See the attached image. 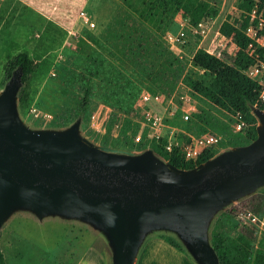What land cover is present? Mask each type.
<instances>
[{
	"label": "rangeland",
	"instance_id": "1",
	"mask_svg": "<svg viewBox=\"0 0 264 264\" xmlns=\"http://www.w3.org/2000/svg\"><path fill=\"white\" fill-rule=\"evenodd\" d=\"M33 1L45 13L64 21L28 10L12 0H0V93L8 82L2 84L7 55L26 51L38 62L31 81L28 108L20 105L18 95L19 115L27 126L32 129H66L80 119L81 135L95 145L120 149H127L123 145L132 146L134 152H138L141 145L133 141L128 131L134 119L144 118L142 112L135 108L142 91L151 92L153 88L159 92L161 102L153 101L152 109L174 112L178 123L182 122V114L188 107L185 99L187 94L191 95L188 83L180 79L173 91L166 92L155 81L154 73L163 60L159 52L161 46L178 57L174 70L182 69L183 74L209 82V74L195 66L193 55L201 48L200 44L203 47L217 45L221 40V36L217 37L218 31L229 30L224 25L227 16L238 15L241 10L238 7L241 0H209L211 13L204 21L207 36L201 43L202 36H195L183 12L168 17L159 26L140 16L138 11L142 9V0ZM81 11L87 12L96 22L95 29L88 28L86 21L80 17ZM182 31L185 32L184 37H180ZM227 48L224 56L230 60L234 51L229 49V45ZM90 72L92 104L86 114L79 115V103ZM193 98L198 101L199 107L204 106L202 110L210 118L216 122L224 120L230 125L231 116ZM33 107L42 111L41 117L34 116ZM122 118L123 122L119 125ZM177 125L182 129L180 123ZM137 126L138 122H135L132 134H135ZM179 130L166 128L160 133L180 137L182 133ZM115 134L120 137L116 138ZM256 192L264 194V186ZM243 199L230 203L214 216L209 227L210 242L213 231L218 228L235 234L238 230L236 225H247L244 219L242 225L239 218L248 212ZM226 211L235 215L223 227L222 213ZM164 235L176 238L193 264H198L178 235L169 230L150 232L141 252H145L149 241ZM0 240L7 264H75L77 257L88 251L98 252L104 264H113L112 248L103 232L93 224L76 218L60 215L40 218L31 210L17 209L3 223ZM252 245L255 250L264 245V231L259 229Z\"/></svg>",
	"mask_w": 264,
	"mask_h": 264
},
{
	"label": "water",
	"instance_id": "2",
	"mask_svg": "<svg viewBox=\"0 0 264 264\" xmlns=\"http://www.w3.org/2000/svg\"><path fill=\"white\" fill-rule=\"evenodd\" d=\"M16 69L0 93V229L17 209L60 215L99 228L113 264H136L146 236L176 233L198 264H220L209 239L214 216L264 186V110L255 107L257 137L192 168L152 149L97 146L66 129H32L21 119Z\"/></svg>",
	"mask_w": 264,
	"mask_h": 264
},
{
	"label": "trees",
	"instance_id": "3",
	"mask_svg": "<svg viewBox=\"0 0 264 264\" xmlns=\"http://www.w3.org/2000/svg\"><path fill=\"white\" fill-rule=\"evenodd\" d=\"M142 3V9L138 11L140 16L159 26L164 24L168 17L178 12H183L187 16L189 23L193 27H196L211 13L209 0H142ZM254 4L264 7V0H241L238 7L243 8L248 6L252 8ZM224 25L229 30L236 31L237 41L241 43L242 49L230 56V60H222L205 49L198 48L193 55V63L209 74V82L183 74L182 69L174 70V66L179 61L178 57L161 45L159 52L162 54L163 60L154 76L156 83L160 84L162 91H173L179 80L182 79V81L190 85L193 97L226 113L228 116L240 112L243 120L246 122L245 133H234L228 122L224 120L216 122L205 113L195 112L189 120L182 119V122H179L183 130L193 134H202L208 130H215L218 133L225 134L224 140L219 143L218 147L205 150L197 163L186 161L182 150L178 147H175L171 151L167 150L166 145L169 136L166 134H161L157 140L151 141L149 145L147 143L139 144L141 145V149L138 152L152 149L165 161L179 168H192L214 157L222 150L246 145L257 137L259 120L253 113V109L260 107L264 110V102L259 100L261 86L257 81L245 74V70L254 63V60L245 52L247 40L240 30L248 27L249 17L243 13H239L238 15L229 14ZM37 67L38 62L32 59L26 51H21L15 55H7V60L3 66L4 77L2 84L11 78L16 69L22 70L23 85L19 91V103L22 107H29L31 81L33 74L37 71ZM91 81L92 73L90 72L79 103V115L86 114L92 104ZM151 92L157 93L153 88H151ZM176 119L177 116L174 115L169 120V124L178 127L177 124L179 123ZM123 148L132 150V146L126 147V145H123ZM243 200L248 211L257 215L263 213V193L254 192L244 197ZM232 211L222 213L223 227L226 221L230 222L234 218L235 214ZM235 228L238 229L235 234H230L226 230L224 231L222 227L212 233L211 244L218 254L220 264H264V245L257 250L252 245L256 240L254 229L249 226L240 227L238 225ZM162 238L177 249L185 251L183 245L176 238L168 235H164ZM0 264H7L5 253L1 247Z\"/></svg>",
	"mask_w": 264,
	"mask_h": 264
},
{
	"label": "built area",
	"instance_id": "4",
	"mask_svg": "<svg viewBox=\"0 0 264 264\" xmlns=\"http://www.w3.org/2000/svg\"><path fill=\"white\" fill-rule=\"evenodd\" d=\"M240 9V13L246 14L249 17L248 27L240 30L245 35L247 40L245 52L254 60V63L245 70V74L257 81L261 86L259 90V100L264 102V7L254 4L252 8L245 6ZM80 17L86 21L89 29L93 30L96 28V22L91 19L87 12L81 11ZM208 17L209 16L204 18L196 27H193L189 23L192 26L191 30L194 32L195 36L198 38L202 36L201 43L204 42L207 36L205 34L204 21ZM184 35L185 32L182 31L180 37H184ZM218 36H221V40L217 45L214 46V44H212L209 47H203L200 44L199 47L222 60H227L224 56V51L228 50V45L230 47L229 49L234 51V54L242 49L241 43L237 41V33L235 30H225L222 33L218 31L217 37ZM223 40H225L224 43ZM185 99L188 102V107L182 114L183 120H189L195 112L205 113L204 110H202V107L204 106L200 105L199 107L198 101L193 98L192 94H187ZM153 101L160 103L161 94H153L149 91H142L139 98L135 102V108L142 112L144 118L142 120L134 119L128 134L133 138V141L137 145L141 143H147V145H149L151 141L157 140L161 135L160 131L162 129H180L169 124V120L174 116V112L167 113L166 110L164 112L153 110L151 107V103ZM32 112L36 118H39L42 115V111L37 107H33ZM231 117L233 119L230 123L232 132L245 133L246 122L243 120L242 114L237 112ZM123 119L124 118L120 119L121 122H119V125L123 122ZM135 122H138V126L135 134H132ZM179 131L182 133L180 137L169 136L166 149L171 151L175 147L180 148L184 154L185 160L193 163L198 162L205 150L218 147L219 143L225 138L224 133L213 132L211 130L202 134H193L183 129H180ZM115 137L118 138L120 136L119 134H115ZM239 218L242 225L244 219V223L253 228L255 233H258L259 229L260 231H264V211L260 215L248 211L244 216L243 214L240 215Z\"/></svg>",
	"mask_w": 264,
	"mask_h": 264
},
{
	"label": "crops",
	"instance_id": "5",
	"mask_svg": "<svg viewBox=\"0 0 264 264\" xmlns=\"http://www.w3.org/2000/svg\"><path fill=\"white\" fill-rule=\"evenodd\" d=\"M12 1L25 6L28 10L43 13L44 15L51 17L59 22L64 21V19H60L52 14L45 13L46 11L38 7L33 0ZM143 246L141 247V250ZM1 249L4 252V248L1 247ZM141 250L138 254L136 264H193L191 258H189V256L185 252L172 246L162 238L149 241L147 247L145 248V252H141ZM75 264H104V260L98 252L88 251L80 254L77 257Z\"/></svg>",
	"mask_w": 264,
	"mask_h": 264
}]
</instances>
